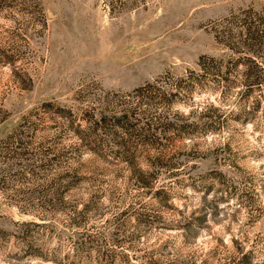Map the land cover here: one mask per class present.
<instances>
[{
	"label": "rangeland",
	"instance_id": "obj_1",
	"mask_svg": "<svg viewBox=\"0 0 264 264\" xmlns=\"http://www.w3.org/2000/svg\"><path fill=\"white\" fill-rule=\"evenodd\" d=\"M246 23L264 0H0V264H264Z\"/></svg>",
	"mask_w": 264,
	"mask_h": 264
},
{
	"label": "trees",
	"instance_id": "obj_2",
	"mask_svg": "<svg viewBox=\"0 0 264 264\" xmlns=\"http://www.w3.org/2000/svg\"><path fill=\"white\" fill-rule=\"evenodd\" d=\"M246 24L244 32L245 36L233 46L235 51L243 52H241V54L228 57L227 62H230L233 66H237L238 64L242 66L240 81L245 85V91H250L254 86L264 84V59L259 57V54H257V47H262V43L264 42V31H259L257 26L252 23ZM220 60L221 59H217L215 56H203L201 64L204 66H218V64H220ZM169 93H172V90H164L162 85L158 83L157 80H154L148 81L145 84L134 88L128 94H133V96L140 98H148L155 95L165 97ZM129 111L130 110L128 108H125L121 114H116L113 118L117 122L125 120L128 124L129 118L127 119V114ZM105 119L106 115L102 114L99 121H104Z\"/></svg>",
	"mask_w": 264,
	"mask_h": 264
}]
</instances>
